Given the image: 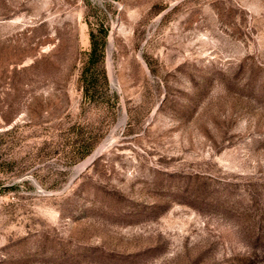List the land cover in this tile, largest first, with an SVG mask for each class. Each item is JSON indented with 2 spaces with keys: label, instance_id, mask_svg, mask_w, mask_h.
<instances>
[{
  "label": "rangeland",
  "instance_id": "374dc122",
  "mask_svg": "<svg viewBox=\"0 0 264 264\" xmlns=\"http://www.w3.org/2000/svg\"><path fill=\"white\" fill-rule=\"evenodd\" d=\"M0 264H264V0H0Z\"/></svg>",
  "mask_w": 264,
  "mask_h": 264
},
{
  "label": "bare ground",
  "instance_id": "6f19581e",
  "mask_svg": "<svg viewBox=\"0 0 264 264\" xmlns=\"http://www.w3.org/2000/svg\"><path fill=\"white\" fill-rule=\"evenodd\" d=\"M105 146V145H104ZM103 148V147H102ZM101 152V151H100ZM95 155V154H94ZM91 160V158L88 160V161H86L83 165H82V167L83 166H85L89 161Z\"/></svg>",
  "mask_w": 264,
  "mask_h": 264
}]
</instances>
